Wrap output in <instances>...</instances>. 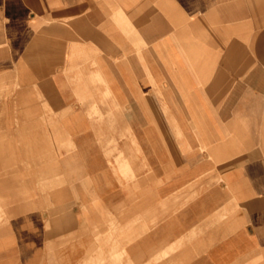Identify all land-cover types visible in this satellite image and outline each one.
Masks as SVG:
<instances>
[{"label":"crops","instance_id":"1","mask_svg":"<svg viewBox=\"0 0 264 264\" xmlns=\"http://www.w3.org/2000/svg\"><path fill=\"white\" fill-rule=\"evenodd\" d=\"M7 72L57 135L0 264H264V0H0Z\"/></svg>","mask_w":264,"mask_h":264},{"label":"rangeland","instance_id":"2","mask_svg":"<svg viewBox=\"0 0 264 264\" xmlns=\"http://www.w3.org/2000/svg\"><path fill=\"white\" fill-rule=\"evenodd\" d=\"M12 79L11 73L7 72L5 81L0 82V229H2L0 235L7 234L6 228L10 218L29 208L32 197L30 187L42 191L40 184L37 183L40 181V173L45 165L43 160L52 151L50 150L52 147L48 145L50 138L57 135L55 129H48L50 120L56 117L55 115L40 114L35 116L22 113L25 108L27 109L31 105L41 107V110L46 112V109L43 108L45 101L43 98H34L32 102L27 98L20 99V92L27 88L23 84L12 83ZM89 85L94 86V82ZM89 117L92 116L89 114ZM33 120L36 123L31 126L30 123ZM117 137L122 139L123 134L119 132ZM15 205L19 210L17 212L13 210ZM10 206L12 207L9 208ZM49 213L55 219L60 215L61 208H51ZM44 223V230L48 229L46 222ZM108 228H112V225H108ZM100 237V235L91 236L89 249L92 253L99 252ZM75 239L69 237L71 244ZM108 242L109 240H107ZM95 243L98 244L95 246ZM47 261L48 264L59 263L58 259ZM117 261L121 262L118 255L109 259H88L87 263L117 264Z\"/></svg>","mask_w":264,"mask_h":264}]
</instances>
